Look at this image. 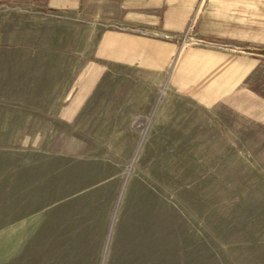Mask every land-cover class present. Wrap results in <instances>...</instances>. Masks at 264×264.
Returning a JSON list of instances; mask_svg holds the SVG:
<instances>
[{
    "label": "rangeland",
    "instance_id": "1",
    "mask_svg": "<svg viewBox=\"0 0 264 264\" xmlns=\"http://www.w3.org/2000/svg\"><path fill=\"white\" fill-rule=\"evenodd\" d=\"M39 23L75 28L51 16ZM101 30L92 21V52ZM48 44L38 58L35 44L28 53L18 46L0 53V65H29L26 78L8 74L11 135L0 141L42 143L60 154L51 174L59 200L45 210L52 223L0 227V264H264V208L234 198L230 155L203 137L197 145L196 136L178 134L188 130L180 121L151 111L166 91L139 72H109L76 128L60 125L57 115L87 65L72 37ZM253 82L264 87V65Z\"/></svg>",
    "mask_w": 264,
    "mask_h": 264
},
{
    "label": "crops",
    "instance_id": "2",
    "mask_svg": "<svg viewBox=\"0 0 264 264\" xmlns=\"http://www.w3.org/2000/svg\"><path fill=\"white\" fill-rule=\"evenodd\" d=\"M44 16L75 28H45ZM92 21L102 27L93 52ZM65 36L75 40L79 64L87 66L57 115L60 125L76 128L109 72L151 76L166 91L151 111L180 121L188 130L178 134L196 136L197 145L203 137L211 150L226 151L234 160L227 169L235 180L228 183L240 194L234 198L264 208V87L253 82L264 65V0H0V53H15L17 46L28 53L35 44L38 58L50 39ZM13 71L26 78L29 65H0L2 136L11 135L4 121L12 117L6 88L13 86ZM59 155L42 143L0 141V227L50 226L45 210L59 200L51 186Z\"/></svg>",
    "mask_w": 264,
    "mask_h": 264
}]
</instances>
